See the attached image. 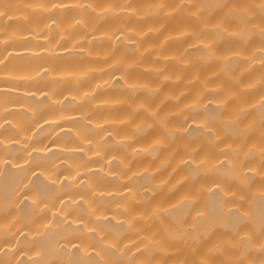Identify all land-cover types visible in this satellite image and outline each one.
<instances>
[{
  "label": "clouds",
  "instance_id": "9594fccd",
  "mask_svg": "<svg viewBox=\"0 0 264 264\" xmlns=\"http://www.w3.org/2000/svg\"><path fill=\"white\" fill-rule=\"evenodd\" d=\"M0 264H264V0H0Z\"/></svg>",
  "mask_w": 264,
  "mask_h": 264
},
{
  "label": "bare ground",
  "instance_id": "6f19581e",
  "mask_svg": "<svg viewBox=\"0 0 264 264\" xmlns=\"http://www.w3.org/2000/svg\"><path fill=\"white\" fill-rule=\"evenodd\" d=\"M15 25H12L10 28H9V31H12L14 29ZM224 45H221V48H223ZM194 131V129L192 130ZM56 145L52 144V143H49V148L52 149L53 151H56Z\"/></svg>",
  "mask_w": 264,
  "mask_h": 264
}]
</instances>
